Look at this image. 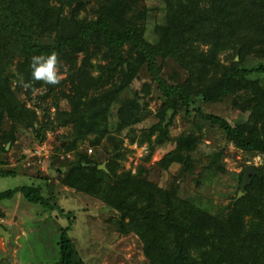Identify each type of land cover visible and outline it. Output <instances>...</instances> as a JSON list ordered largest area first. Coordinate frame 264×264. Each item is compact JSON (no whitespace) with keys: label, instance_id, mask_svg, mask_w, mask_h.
Listing matches in <instances>:
<instances>
[{"label":"trees","instance_id":"1","mask_svg":"<svg viewBox=\"0 0 264 264\" xmlns=\"http://www.w3.org/2000/svg\"><path fill=\"white\" fill-rule=\"evenodd\" d=\"M143 1L0 0V151L14 144L18 127L30 129L41 143L47 131L70 127L55 147L64 158L51 155V161L60 160V183L116 211L118 228L140 239L150 264H264L261 166L254 167L258 174L250 175L242 195L236 193L213 213L180 197L176 184L162 187L148 179L144 164L157 146L171 142L173 148L157 165L167 170L178 164L189 172L205 123L221 129L236 148L264 155V0H161L165 16L153 25L152 40L145 36L148 8ZM52 51L63 75L59 83L32 80L31 57ZM169 62L176 67L169 69ZM143 70L162 103L155 121L136 134L133 126L150 112L151 82L123 94ZM253 73L263 78L253 79ZM226 97L251 106L245 119L232 124L198 104ZM114 102L123 123L116 131L123 127L130 142L147 144L134 172L122 167L123 138L109 127ZM168 109L173 115L164 124ZM179 112L192 116V130L172 137L170 126ZM105 140L112 148H103L101 159L96 151ZM85 141L96 150L82 149ZM103 161L106 170L98 168ZM8 175H16L15 170L0 167V176ZM17 192L29 202L73 215L50 203L41 185L0 190V202ZM70 229V223L61 227L57 264H87L77 254Z\"/></svg>","mask_w":264,"mask_h":264},{"label":"rangeland","instance_id":"2","mask_svg":"<svg viewBox=\"0 0 264 264\" xmlns=\"http://www.w3.org/2000/svg\"><path fill=\"white\" fill-rule=\"evenodd\" d=\"M143 2L148 8L145 36L152 40L153 25L164 20L165 8L161 0ZM172 67L176 65L169 62L168 68ZM251 77L263 78V75L253 73ZM145 82L151 80L143 70L132 88L123 96L132 95L133 91L140 89ZM150 85L152 91L146 97L150 112L133 126L136 134L140 128L147 127L155 121V113L162 103L156 85L153 82ZM61 88L67 89L66 85ZM18 96H22L21 90L18 91ZM119 99L123 98L120 96ZM140 101L143 103V100ZM198 104L205 112L221 115L232 124L245 119L251 109L250 105H239L240 103H236L232 97L212 104L200 101ZM28 105L32 106V103L28 102ZM60 105L65 108L66 101L60 98ZM118 108L119 104L114 102L109 115V127L118 138H123L122 146L126 150V158L121 163L122 167L134 172L148 152L147 144L130 142L125 136L127 130L123 127L116 131L118 125L123 126L118 116ZM172 115L173 111L167 123ZM191 118V115L179 112L170 126L171 136L191 131ZM9 123L6 119L4 129L9 128ZM69 132L70 127L49 130L41 143L35 139V134L30 129L18 127L14 144H7L6 152L0 151V167L16 172V175L0 176V190L23 184L41 185L42 194L50 197V203H57L64 212L70 211L73 214L68 218L64 213H60L57 207L51 210L41 204L29 202L20 192L1 201L0 224L9 235L5 239L0 234V264H57L60 260L61 227L69 223L71 229L68 235L78 256L87 264H150L143 254L140 239L134 233H125L118 228L116 211L104 205L99 199L74 191L60 183L56 168L65 154L64 151H56L55 147ZM200 134L201 140L193 154L194 166L189 172L182 171L178 164L170 166L167 170L157 165L158 160L174 146L168 142L157 146L150 159L144 163L148 168L146 175L148 179L162 187L176 184L180 197L191 199L217 213L236 193L238 194L241 182L239 174L243 175L247 165L261 166L264 170V155L246 153L236 148L232 142L226 141L221 129L208 126L206 123ZM43 143L50 147L49 158H38L33 155L35 149ZM87 144L85 141L80 146L82 149L86 148L87 152L89 149L96 150ZM103 148L110 151L112 146L105 140L103 145L97 148L96 155L101 159L105 152ZM55 152H58L60 160L51 161V155Z\"/></svg>","mask_w":264,"mask_h":264},{"label":"clouds","instance_id":"3","mask_svg":"<svg viewBox=\"0 0 264 264\" xmlns=\"http://www.w3.org/2000/svg\"><path fill=\"white\" fill-rule=\"evenodd\" d=\"M29 67L32 80L55 85L62 78L58 54L55 51L33 55ZM24 86L29 87V84L25 83Z\"/></svg>","mask_w":264,"mask_h":264},{"label":"water","instance_id":"4","mask_svg":"<svg viewBox=\"0 0 264 264\" xmlns=\"http://www.w3.org/2000/svg\"><path fill=\"white\" fill-rule=\"evenodd\" d=\"M140 103H142L140 101ZM172 113V109H168L167 110V115H166V118H165V121H164V124L168 122L169 120V117ZM98 168H102V169H105L106 170V167H105V162H103L102 164H100L98 166ZM258 174L257 171L255 170L254 166L253 165H247L244 169V172H243V175H242V180L239 184V191H238V196H240V194H242V189L245 187V185L249 182L250 180V175L251 174ZM0 234L3 235V237L6 239L9 235V232L7 230H5L3 228V226H1L0 224Z\"/></svg>","mask_w":264,"mask_h":264},{"label":"built area","instance_id":"5","mask_svg":"<svg viewBox=\"0 0 264 264\" xmlns=\"http://www.w3.org/2000/svg\"><path fill=\"white\" fill-rule=\"evenodd\" d=\"M46 143H43L42 145H40L38 148L35 149L33 155L38 156V158H44L47 157L49 158V151H50V147L47 146ZM89 152H91V149L88 150Z\"/></svg>","mask_w":264,"mask_h":264}]
</instances>
